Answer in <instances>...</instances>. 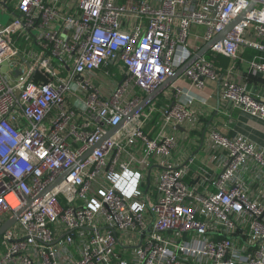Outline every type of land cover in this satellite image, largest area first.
<instances>
[{
    "label": "built area",
    "instance_id": "built-area-1",
    "mask_svg": "<svg viewBox=\"0 0 264 264\" xmlns=\"http://www.w3.org/2000/svg\"><path fill=\"white\" fill-rule=\"evenodd\" d=\"M252 1L182 77L264 120V97L217 64L253 49L264 76V0H0V226L68 172L1 236L0 264H264V147L192 139L206 110L188 88L130 116ZM181 140L208 163L174 160Z\"/></svg>",
    "mask_w": 264,
    "mask_h": 264
},
{
    "label": "crops",
    "instance_id": "crops-1",
    "mask_svg": "<svg viewBox=\"0 0 264 264\" xmlns=\"http://www.w3.org/2000/svg\"><path fill=\"white\" fill-rule=\"evenodd\" d=\"M9 20L10 15L4 11L2 12L0 9V23L6 24ZM199 29V27H194L193 31L195 32ZM254 51L244 50V52L240 55V58H237L236 60L225 56H219L217 64L224 70L230 69L232 78L235 81L246 84L249 90H252L264 97V76L261 74L253 75L250 72L248 65V60L253 59L255 53H257V51ZM208 53L209 51L205 55ZM175 87L190 89L195 94L198 105L206 110V114L203 118L202 129L197 133H193L191 135L192 139L202 142L201 138L203 137L204 132L210 127H216L218 130L226 134L243 135L252 142L264 147V120L245 111L235 110L231 114L227 112V110L220 112L219 109L222 99L218 92V85L216 83L210 82L204 88H197L195 86H191V83L185 77H180L174 82L173 86L162 93L164 98L171 97ZM157 120L158 118L156 117L153 124H155ZM179 133L182 138V129H180ZM187 142L188 141H183V146H185V143ZM182 149L181 140L180 148L174 153V160L185 163L188 160L189 155L196 154L197 159L193 165L194 167L203 162L208 163L207 155L202 145L194 147L191 151L188 150L185 154ZM155 171L159 172L160 168H157Z\"/></svg>",
    "mask_w": 264,
    "mask_h": 264
},
{
    "label": "water",
    "instance_id": "water-1",
    "mask_svg": "<svg viewBox=\"0 0 264 264\" xmlns=\"http://www.w3.org/2000/svg\"><path fill=\"white\" fill-rule=\"evenodd\" d=\"M256 5V1H252L250 6L248 7V9H246L245 11L241 12L236 18H234L228 25L225 26V28L218 34L215 36V38H213L211 41L207 42L203 48L198 52V54L189 61L188 64L180 67L176 74L170 78H167L166 80H164L161 85H159V87L155 90H153L152 92H149L145 98L140 102V104L131 112V115H134L138 112H140L143 108H145L152 100H154L155 98H157L158 96H160V94H162L165 90L169 89L174 82L179 79L180 77H182L185 69L187 68V66H189L194 60H196L198 57L205 55L211 48V46L216 43L219 40H223L225 35L231 31L236 24H238L241 20H243L247 13ZM18 73V72H17ZM118 127L110 130L107 134L106 137L110 136L113 131L115 129H117ZM182 129V128H180ZM95 148V147H94ZM68 172H64L61 176H59V178H57L53 183H51L41 194H39L38 196H36L33 199H30L28 201V204L20 211H18L17 213L13 214L10 218H8L1 226H0V237L4 234L5 231H7L8 229H10L12 226H14L19 217L30 207L36 205L42 198L43 196L50 190L52 189L55 185L59 184L62 179L65 177V175Z\"/></svg>",
    "mask_w": 264,
    "mask_h": 264
},
{
    "label": "rangeland",
    "instance_id": "rangeland-1",
    "mask_svg": "<svg viewBox=\"0 0 264 264\" xmlns=\"http://www.w3.org/2000/svg\"><path fill=\"white\" fill-rule=\"evenodd\" d=\"M259 5H261V4H259ZM3 70L4 71H8V64L7 63H5L3 65ZM159 100H161V101L164 100V95L163 94H160ZM151 185H152V188H153V184H152V182H151V180L149 178V184L143 186V190H144V193H145L146 196H148V194L150 192ZM4 248H5V245H4L3 239L0 237V251L4 250Z\"/></svg>",
    "mask_w": 264,
    "mask_h": 264
},
{
    "label": "trees",
    "instance_id": "trees-1",
    "mask_svg": "<svg viewBox=\"0 0 264 264\" xmlns=\"http://www.w3.org/2000/svg\"><path fill=\"white\" fill-rule=\"evenodd\" d=\"M246 50L248 51V50H253V49H249V48H247ZM253 51H254V50H253ZM254 52H255V51H254Z\"/></svg>",
    "mask_w": 264,
    "mask_h": 264
}]
</instances>
